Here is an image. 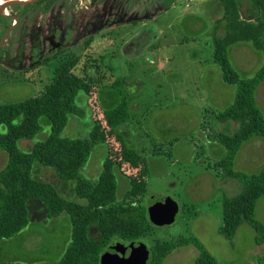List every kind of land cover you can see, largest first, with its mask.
Instances as JSON below:
<instances>
[{"label":"rangeland","instance_id":"obj_1","mask_svg":"<svg viewBox=\"0 0 264 264\" xmlns=\"http://www.w3.org/2000/svg\"><path fill=\"white\" fill-rule=\"evenodd\" d=\"M99 1L102 0L96 2ZM108 1L107 7L115 13L113 17L116 20L122 16H133L134 21L98 31L89 46L81 44L72 49L80 56L76 69L78 76L86 75L82 72L85 64L94 65V70L86 75L96 82L92 92L106 86L101 93L99 91L91 100L88 99L89 108L83 110L82 121L72 116L64 132V136L70 139L85 138L91 129L99 126V146H105H98L89 161L95 166L101 164L99 174L93 172L92 178L95 180L83 173L84 176L91 181L98 180L103 158L106 157L107 137L104 134L111 132L110 141L128 173L135 176L145 171L144 162L148 165L144 172L145 187L142 191L136 190L141 194L140 201L149 205L153 197L166 196L175 200L180 207L172 225H154L153 231L139 243L150 249L157 243L193 237L204 245L218 264H264V244L256 243V234L251 226L242 225L233 240H227L220 234L224 198L237 193V189L225 187L227 192L217 190L211 184L204 196L194 198L186 193L188 187L200 182L205 169L211 167L215 170L213 153L224 151L216 144L218 136L221 133L233 135L239 127L238 123H230L231 127H228L230 124L222 125L217 117L232 104L236 92L235 86L223 81L221 70L213 63L214 38L223 37L226 32V23H218L224 15L222 5L217 0ZM241 3L242 16L249 17V1L243 0ZM87 4V0H81V3L80 0H64V11L66 14L82 12L84 9L81 7ZM25 9H17V12L21 14ZM142 15L147 17L140 22ZM233 50L232 64L243 78L254 76L264 65V55L255 51L251 44H240ZM243 51L246 57L240 55ZM115 68H119L118 74L112 70ZM142 69L145 74L139 75ZM7 72L0 67V107L38 96L48 82L52 69L43 67L25 75ZM113 75L124 76L128 80L139 78L144 83L141 92L145 96L141 102L143 111L131 122L132 137L135 141L140 137L142 155L124 143V124L130 120L126 102L128 95L123 80L115 83L112 81ZM111 84L114 87H110ZM107 93H111L119 102H126L125 116L115 120L116 125L113 126L106 117L103 118V114H98L103 110L101 107L95 109L98 96ZM258 96H264V88ZM78 106L83 108L81 102ZM90 114L94 119L90 118ZM101 122L102 126L99 125ZM206 136L213 141H208ZM211 173L215 174L214 171ZM117 176L119 197L122 198L128 183L124 184ZM64 193L70 199L73 197L66 190ZM256 215L264 223V198L258 204ZM47 225L49 228L33 227L39 233L33 239L32 246L40 247L37 256L45 257L47 261L61 257V261L71 244L68 226L64 224V229H61L56 228L55 224ZM99 232L97 224L91 226L92 239H97ZM56 247H59L57 251ZM198 256L199 251L189 246L174 251L164 264H195Z\"/></svg>","mask_w":264,"mask_h":264},{"label":"trees","instance_id":"obj_2","mask_svg":"<svg viewBox=\"0 0 264 264\" xmlns=\"http://www.w3.org/2000/svg\"><path fill=\"white\" fill-rule=\"evenodd\" d=\"M96 1L91 13H84L80 22L74 19L71 23L75 28L74 32L71 31L73 43L68 44L70 38L64 36L67 46L57 49L53 44L51 52L19 54L25 56L23 70L26 74L43 67H50L52 73L38 96L0 107V149L9 158L6 168L0 172V241L14 238L29 225V204L33 200L39 201L51 217L68 215L72 223L71 244L61 261L54 264H102L103 255L111 244L139 243L154 229L148 203L140 201L141 194L136 192L145 187V173L135 176L128 173L110 141L111 132L104 134L108 154L96 181L86 178L83 169L99 145V126L85 138L64 136L72 116L84 117L78 106L79 97L84 95L91 100L98 92H92L96 82L86 77L88 71L94 70V65L85 64L82 72L86 75L78 76L76 69L80 56L68 47L103 29L134 21L133 16L116 20L115 13L107 7L108 0ZM217 1L224 12L218 23H226V32L223 37L214 38L213 61L221 70L223 81L236 87L234 101L217 117L220 122L238 123L239 129L233 135L218 136L217 141L225 148L226 155L214 165L215 170L208 169L217 177L234 179L242 186L239 194L224 198L220 234L233 240L239 228L248 224L256 234V243L263 245L264 223L256 214L258 204L264 198V169L257 174H246L236 171L234 165L244 144L255 138H264V114L256 99L257 90L264 83V65L254 76L243 78L234 68L230 53L240 44H251L255 51L264 55V0H248L259 11L253 20L242 16L243 0ZM146 17L142 15L139 21ZM125 112L126 102L120 101L117 107L98 114H103L113 126L115 120L125 116ZM99 125L102 126V122ZM24 140L34 142L32 151L25 152L20 148V142ZM36 164L55 170L58 179L74 184L75 198L67 199L54 185L36 181L32 176ZM117 175L128 183L122 198L119 197ZM94 224L100 231L97 239H92L89 233ZM189 246L199 251L195 264H218L204 245L193 237L157 243L150 248L147 264H164L174 251Z\"/></svg>","mask_w":264,"mask_h":264},{"label":"crops","instance_id":"obj_3","mask_svg":"<svg viewBox=\"0 0 264 264\" xmlns=\"http://www.w3.org/2000/svg\"><path fill=\"white\" fill-rule=\"evenodd\" d=\"M242 10L243 9L241 8V11ZM248 10L250 11L251 14L249 15V17H245V19L253 20L259 15V11L252 4L249 5ZM251 15L252 17H250ZM130 42H132V40ZM127 50H128V53L131 54V51H129V49ZM233 51L235 50H232L230 53L231 58L234 57ZM240 55H244L246 57V52L243 51L241 52ZM252 59L255 60V58H252ZM127 62L130 63V61H127ZM161 67L162 65L159 66V68ZM112 70L116 71V74L119 73V68H115ZM143 72L144 71L142 69L141 73L140 72L138 73L139 75H143L145 74ZM131 79L130 80H128L127 78L125 79L124 76L122 77L120 75L112 76V81H115V83H117V80L118 81L123 80V83L125 85L124 87L128 95L126 96V102L128 104V108L130 111V120L124 124V128H123L124 129V135H123L124 143L128 148L135 149L137 152H139L140 155H142L143 150L139 145L140 137H138V141H135V139L133 140V137H132L133 134L131 131V126H132L131 122H132V119L134 120L136 117H139L140 112L143 111V104L141 102L144 101L145 96H142L141 92H142V87L144 86V83H142V81L139 78L132 79V80ZM113 84H111L110 87H114ZM104 88H106V86L100 87L98 92L100 91L101 93V89H104ZM262 88H264V83H262L260 87L258 88L256 99H257V104L259 108L262 110L264 114V96H258ZM135 94L137 95L133 96ZM218 99L220 100L221 97ZM79 102H81L82 107H83L82 112H84L83 110H85V108H89L87 96H84V95L80 96L78 99V103ZM118 104H119L118 99L115 96L111 95V93H107L105 96H100V95L98 96L99 106H97V108L95 109H100L101 107L103 110H111L115 108ZM89 116L92 119V115L90 114ZM78 119L79 121H82V118H78ZM230 123L236 124V122L229 121V122H222V125H228ZM228 127H231V124ZM238 129L239 127L237 126V129L234 131V133ZM91 132H92V129L90 133ZM208 141L212 142L213 140L208 139ZM216 144L220 145V147H222L224 151L220 150L219 153H213L214 157H213L212 163L214 165L219 163L226 155L225 148L218 141H216ZM213 145H210V146H213ZM98 146L96 148H98ZM104 146L105 145H103L102 147L101 146L99 147L103 148ZM33 147H34L33 141L24 140L20 142V148L25 152L32 151ZM105 154L107 157V154H108L107 149H106ZM106 157L103 158L104 161ZM8 160H9L8 154L5 151L0 149V172L6 168L8 164ZM100 165L95 166L93 163L89 162L87 166L83 169V173L86 174L88 178L95 180L94 178H92L94 174L93 172H96L98 175ZM147 166L148 165L144 162V170H145L144 172L147 171ZM234 168L236 171L243 172L246 174H257L261 172L264 169V138H255L249 141L248 143L244 144L236 157ZM211 171L213 170L205 169L201 173L202 176L200 178V182H198L197 185L188 187V190H186L188 192L186 193H188V195L194 196V198L196 196H204L205 192L207 191V189L210 187L211 184H213L214 188L215 189L217 188V190L227 191L225 187H229V186L234 187V189H237V193L232 194L231 197L240 193L239 191H241L242 186L238 181L234 179H230V178H224L222 176L217 177L216 173L215 174L211 173ZM32 176L36 181L54 185L63 197L70 199V197H67L66 193H64V190H66V192L69 195L73 196L71 199L75 198L74 197L75 185L72 183H66L58 179L55 170L44 167L40 164H36L33 168ZM120 179L124 181V184L125 183L127 184V180L124 177H120ZM125 193L122 196H125ZM29 213H30V223L21 233H19L17 236H15L12 239L0 241V264H54L60 261L61 257L58 260L47 261L45 257H39L36 255L40 247L38 245L33 247L32 243H33V239L37 237L36 234H38L39 232L37 231L38 233H36L35 230H33V227L35 226L37 227L38 225V227H41L43 229L45 227L49 228L47 224L50 223L51 225L55 224L56 228L60 227L61 229H64V224H65L68 226L69 239H72V223H71L70 217L64 214L57 216V217H51L48 213L47 208L42 203L36 200H33L30 202ZM89 233L91 237V227H90ZM255 240H256V237H255ZM58 249L59 247L55 248L56 251ZM63 253H64V249H63Z\"/></svg>","mask_w":264,"mask_h":264},{"label":"flooded vegetation","instance_id":"obj_4","mask_svg":"<svg viewBox=\"0 0 264 264\" xmlns=\"http://www.w3.org/2000/svg\"><path fill=\"white\" fill-rule=\"evenodd\" d=\"M32 1L34 0H0V67L14 75L26 74L23 70L25 56L22 55V57L19 54L51 52L53 44L57 46V49L70 44L73 36L71 31L75 29L71 23L74 19L80 22L82 14L91 13L94 5V0H87L88 4L81 7L84 9L82 12L66 14L64 0ZM10 2L29 3L9 4ZM20 8L26 9L19 14L17 9L20 10ZM64 21H66L65 24ZM68 32L70 35H67ZM94 35L68 48L72 51L81 44L89 46ZM64 36L70 38L68 44L64 43ZM8 72L7 74H10Z\"/></svg>","mask_w":264,"mask_h":264},{"label":"water","instance_id":"obj_5","mask_svg":"<svg viewBox=\"0 0 264 264\" xmlns=\"http://www.w3.org/2000/svg\"><path fill=\"white\" fill-rule=\"evenodd\" d=\"M36 1V0H34ZM32 1V2H34ZM29 2H10L9 4H26ZM179 204L171 197H153L148 205L149 217L154 225L170 226L179 213ZM151 251L141 243L114 242L106 250L102 264H147Z\"/></svg>","mask_w":264,"mask_h":264},{"label":"built area","instance_id":"obj_6","mask_svg":"<svg viewBox=\"0 0 264 264\" xmlns=\"http://www.w3.org/2000/svg\"><path fill=\"white\" fill-rule=\"evenodd\" d=\"M191 1H193V0H191Z\"/></svg>","mask_w":264,"mask_h":264}]
</instances>
